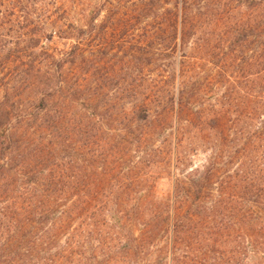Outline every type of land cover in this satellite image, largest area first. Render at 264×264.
Here are the masks:
<instances>
[{
  "label": "trees",
  "instance_id": "1",
  "mask_svg": "<svg viewBox=\"0 0 264 264\" xmlns=\"http://www.w3.org/2000/svg\"><path fill=\"white\" fill-rule=\"evenodd\" d=\"M0 264H264V0H0Z\"/></svg>",
  "mask_w": 264,
  "mask_h": 264
},
{
  "label": "rangeland",
  "instance_id": "2",
  "mask_svg": "<svg viewBox=\"0 0 264 264\" xmlns=\"http://www.w3.org/2000/svg\"><path fill=\"white\" fill-rule=\"evenodd\" d=\"M137 37L136 38H132V42L131 44L135 46V48L133 47L132 51L137 52V55H140L142 52V49L144 48L143 43H140L142 41H140V36L141 33H137ZM128 38L123 37L120 32H116L111 34L110 36H108V43L109 46L112 45V47H110V49L112 50L113 54H118V57L123 56V54L121 52H126V50L128 48H130V44L127 43ZM130 41V39H129ZM137 42V43H136ZM59 46V48H61L60 44L57 41H54L53 45L51 46L52 48ZM122 48V49H120ZM102 49V48H100ZM118 50V52H117ZM118 57H116L115 59H117ZM129 72H132L129 71ZM129 75V74H128ZM116 78H114L113 80H115ZM119 81V82H118ZM116 82V83H115ZM115 82H112L111 86L113 85V83L116 85V87H118L119 85H121L117 90L115 89V91H112L110 93V95L105 96L103 98V101L100 102L101 106H104V109H102V111L100 113H98V115H100L101 117H103V129L104 130H108L107 132H110V134H116L119 133L123 134L125 132V119H127L128 117L133 116L134 114H132L131 112V99H129V87H128V91L125 87V85H127L126 83H124V81L120 82V80L116 79ZM119 83V84H117ZM111 86H109V88H111ZM115 87V88H116ZM114 88V87H113ZM108 90V89H107ZM102 99V98H101ZM106 106V107H105ZM79 111H77V114H92L91 112H85V110L83 111L82 108H78ZM159 112V110H158ZM97 113H95L96 115ZM137 115V114H135ZM157 115V114H154ZM120 119L121 121L118 122L117 120ZM202 157L198 158V160L196 159L195 164L199 165L201 163ZM161 182H163V180H161ZM168 189V186L165 188L162 186H159L158 188V192H161L162 194H164V190Z\"/></svg>",
  "mask_w": 264,
  "mask_h": 264
}]
</instances>
